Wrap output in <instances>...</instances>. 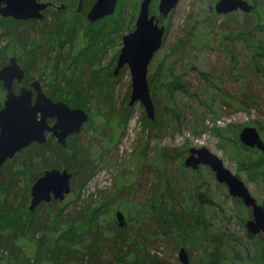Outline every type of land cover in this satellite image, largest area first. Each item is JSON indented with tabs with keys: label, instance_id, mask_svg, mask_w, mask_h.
Segmentation results:
<instances>
[{
	"label": "rangeland",
	"instance_id": "rangeland-1",
	"mask_svg": "<svg viewBox=\"0 0 264 264\" xmlns=\"http://www.w3.org/2000/svg\"><path fill=\"white\" fill-rule=\"evenodd\" d=\"M38 1L52 2L55 8H51L43 21H37L33 25L21 26L14 24L17 23L14 21L10 24L3 23L10 29V35H5L9 32L0 28V63H8L14 56L26 70L28 80L43 82L45 89L61 102L76 101L78 104L73 106L88 102L85 108L70 106L82 108L90 116L88 127L71 144L86 153L85 159L95 165V173L90 181L84 182L80 172L74 173L67 169L72 173V192L63 202L56 201L57 205L49 209L50 213L53 208L63 211L61 222L59 219L56 221L58 211L47 219L45 213L48 209L44 211L43 207L28 214L29 200L25 211L12 215L19 231L20 225L26 222L30 224L29 232L36 233V241L42 240L38 246L42 248L47 240L57 246L55 242L63 239V234L69 230L64 224L70 226L73 220L81 219L79 214L88 208L104 209L105 212L96 216V224L110 223L118 210L128 220L131 214L123 211L125 204L144 203L150 189L155 185L156 172L161 174L167 171L182 175L179 163L181 158L185 161L191 148H206L216 154L228 170L241 178L257 202L264 206L263 152L256 149L257 153L250 160L261 164L252 179L244 170L238 169L234 158V138H239L243 128H256L264 141V76L256 71L254 51L251 52L239 42H223L221 45L219 31L221 26L222 30L242 29V14H250L252 11H236L228 15H217L215 12L213 17L210 12L215 11L220 0H180L162 22L166 28L163 45L149 65L148 76L159 66L160 61L167 67L177 58L175 72L184 75L189 89L186 97L178 95L177 100L180 107L189 109V123L179 130L168 128L158 132L157 125L148 122L140 103L127 110L131 93L129 69L126 67L116 77L113 76L122 48V38L135 27L142 0H122L112 16L95 24H90L83 14L82 16L77 13L79 0ZM245 1L253 7L255 2L259 5L260 26L264 29V0ZM159 2L160 0H153L150 6L151 13L157 17ZM92 4L91 0H85L83 7L86 13ZM63 6L66 9L59 10L58 15H55L57 9ZM58 16L63 21L59 28L54 22ZM207 18H211L210 21L204 22ZM196 23L199 24L198 28L191 30ZM43 24L49 30L48 40H43L42 34H38L43 31L40 27ZM253 25L254 19L252 27ZM189 30L190 35L203 34V45L192 49L187 47V50H178L173 54L171 49ZM254 37L255 46H264V32H255ZM192 38L194 37L189 40L193 44ZM227 48L233 51L234 60L227 53ZM35 55L39 56L36 58ZM257 64L264 73V59ZM196 71L210 75L211 82L215 84L208 86L206 80L201 79ZM94 79L109 88L108 100H105L104 92H98L94 99L92 94L90 97L87 95ZM200 101L208 107L202 106ZM214 130L219 131L223 139L217 137ZM220 145H224L225 150ZM54 159L57 160L55 155L48 156L46 162L52 164ZM35 168L42 170L40 165ZM186 175L204 181L210 188L215 209H211L209 215H212L215 228L226 227L243 237L244 231L239 219L247 218L251 210L242 207L229 196L227 188L216 181L209 167L202 166L195 173L186 169ZM6 177L8 179V174ZM28 192L30 195V188ZM108 198L112 199L111 204L105 208ZM121 202L124 203L122 208ZM36 224L37 228H33ZM256 238L264 240V235L259 234ZM35 247L32 246V249ZM156 255L167 264H180L178 251L174 253L166 246H156ZM194 256L190 259L191 264L197 262V256ZM76 258L79 260L75 252L69 250L65 258H61L60 264H65V261L78 264L75 262ZM10 264L22 263L11 260ZM29 264L39 263L32 261ZM43 264L49 263L44 261Z\"/></svg>",
	"mask_w": 264,
	"mask_h": 264
},
{
	"label": "trees",
	"instance_id": "trees-1",
	"mask_svg": "<svg viewBox=\"0 0 264 264\" xmlns=\"http://www.w3.org/2000/svg\"><path fill=\"white\" fill-rule=\"evenodd\" d=\"M92 2L94 0H91ZM121 2L122 0H119L118 5ZM210 13L213 17L215 16L214 10H211ZM260 14L259 5L255 2L250 14H242V29L229 31L222 30L221 26L219 31H221V45L223 42L230 44L239 42L251 52L254 51L256 71L264 76L262 69L256 66L259 61H263L264 46L262 44L255 46L254 37L255 32H264L260 26ZM262 16L264 17L263 14ZM210 19L207 18L204 22H208ZM253 19L255 25L252 27ZM54 22L58 28L63 23L60 16L54 19ZM3 23L10 24L13 21L0 19V28L9 32V34L4 32L5 35H10V29ZM29 24L35 23L29 22ZM19 25L25 26L26 24ZM198 26L199 24L196 23L191 30H196ZM40 27L43 31L38 33V30H35L36 33H41V38L48 40V27H44V24ZM191 30L177 41L171 49L173 54L178 50H187V47L192 49V47L199 48L203 45V34L190 35ZM191 37H194L192 38L193 44L189 40ZM50 44H52L51 40ZM226 50L234 60L233 51L229 48ZM38 56L35 55L36 58ZM176 62L177 58H174L172 64L165 67V64L160 61L159 66L148 76L156 117L153 121L147 120L157 125L158 132L168 128L179 130L189 123L187 119L189 109L185 106L180 107L177 100L178 95L187 96L188 82L185 81L183 74L175 72ZM196 73L201 79L206 80L208 86L215 84L211 82V76L207 73L202 71H196ZM93 81L94 83L90 86L91 91L87 95L90 97L92 94L94 99L97 98L98 92H104L105 100H108L110 93L107 89L109 88H105L102 83L98 82V79ZM52 97L54 96L52 95ZM4 99L5 90L0 86V109ZM88 100L90 99L88 98ZM63 102L71 107L83 108L88 104V102H80L79 105L73 106L78 103L71 100ZM200 104L208 107L203 101H200ZM127 110H129V106ZM213 132L217 137L223 139L219 135V131L214 130ZM78 136L71 137L65 147L52 138H48L44 145L32 144L3 165L0 177V264H10L11 260L22 264H29L32 261L39 264H43L44 261L49 264H60L61 258H65L66 252L69 250H73L79 258V260L75 259L78 264H167L156 255V246H166L171 248L174 253L179 248L185 247L189 259L194 255L197 256V262L193 264H264V240H258L257 236L244 230L245 221L251 218V214L245 219H239V224L244 231L243 237H239L235 231H229L230 229L226 227L215 228L212 215H209V211L215 209L211 190L204 181L187 177V168H185L182 158L179 163L182 175L172 172L170 174L167 171L161 172V174L156 172L155 185L150 189L144 203L125 204L123 211L131 214L130 217L128 216L125 228L118 227L115 213L110 223L105 225L94 223L96 216L105 211L98 207L96 209L88 208L79 214L81 219L74 218L75 220L70 222V226L64 224L69 230L65 231L63 239L55 242L57 246L52 245L51 240H47L44 242L46 243L45 247L39 248L42 240L36 241L34 238L36 233L29 232L31 225L27 222L20 225L21 231H19L12 215L25 211L30 200L29 188L47 169L66 168L74 173L80 172L84 182L93 178L95 165L85 159L84 151L71 144L77 140ZM234 140V158L238 169L244 170L252 179L261 165L258 162L250 161L253 160V154L257 153V150L243 145L237 136ZM220 147L225 150L224 145H220ZM51 155H55L57 160L54 159L52 164H48L46 159ZM163 164L165 166V163ZM37 165H40L42 170L37 169L38 167L35 168ZM262 166L264 167V164ZM6 174H8V179ZM21 182L22 187L20 188ZM111 200V198L107 199L108 203L105 208L111 204ZM234 200L245 207L241 200ZM55 205L57 202L52 201L48 204H41L39 207H43L44 211L48 209L45 213L47 219L48 216H54L58 211L56 221L59 219L61 222L62 210L53 208L50 210L51 213L49 212V209ZM123 205L124 203L121 202V208ZM31 213L28 212V214ZM36 226L37 224L33 228H37ZM32 246H36L35 249H32ZM65 264L69 263L65 261Z\"/></svg>",
	"mask_w": 264,
	"mask_h": 264
},
{
	"label": "water",
	"instance_id": "water-1",
	"mask_svg": "<svg viewBox=\"0 0 264 264\" xmlns=\"http://www.w3.org/2000/svg\"><path fill=\"white\" fill-rule=\"evenodd\" d=\"M153 0H142L133 32L124 35L122 48L117 58L113 76L127 67L131 76L129 107L140 103L148 120L155 118V107L148 84V68L155 54L162 48L165 26H160L154 15H150ZM180 0H160L158 12L167 18ZM83 0H79L81 6ZM119 0H95L86 19L94 24L112 16ZM52 2L38 0H0V17L15 21L44 20V11L52 7ZM64 7V6H63ZM253 6L245 0H220L215 6L219 15H228L236 11L250 13ZM24 69L16 57H11L0 68V83L6 91V99L0 110V177L3 165L32 144L44 145L47 134L62 147L67 139L79 134L82 126L89 121V114L82 108H71L66 103L54 102L44 93L39 81L31 84V89L22 87L19 93L14 90V81L22 82ZM35 93V99L33 97ZM55 120L53 125L48 120ZM239 141L248 148L264 152V141L254 127H245L239 134ZM184 166L192 171L205 166L214 173L218 183L227 188L228 194L242 201L251 210L252 217L245 222L246 230L253 236L264 235V206L251 195L246 184L237 175L228 170L224 162L206 148H191ZM72 173L67 169H47L30 187L28 211L34 212L41 204L52 201L63 202L72 192ZM119 228H125L127 220L121 211L115 212ZM180 264H190L185 247L178 250Z\"/></svg>",
	"mask_w": 264,
	"mask_h": 264
},
{
	"label": "flooded vegetation",
	"instance_id": "flooded-vegetation-1",
	"mask_svg": "<svg viewBox=\"0 0 264 264\" xmlns=\"http://www.w3.org/2000/svg\"><path fill=\"white\" fill-rule=\"evenodd\" d=\"M85 2V0H83V2H82V4H81V6H79V3H78V10H77V13H80L81 15L83 14L85 17H86V12L84 11V7H83V3ZM95 2V1H94ZM93 2V3H94ZM53 4V3H52ZM93 5V4H92ZM51 8H55V5L53 4V6L52 7H50L49 9H47V10H45L44 11V19H45V17L47 16V14H48V12H50V10H51ZM61 9H57V11H56V13H55V15H58V11L59 10H61V11H64L65 9H66V7L64 6V7H60ZM89 11V10H88ZM216 12V11H215ZM217 14V13H216ZM81 15H79V16H81ZM82 15V16H83ZM150 15H154V14H152L151 13V11H150ZM155 17H156V19L159 21V25L160 26H162L163 24H162V22L163 21H165L167 18H163V17H161L160 16V14H159V12H158V17L156 16V15H154ZM2 18V17H1ZM106 18H108V17H106ZM106 18H104V19H102L101 21H103V20H105ZM4 19H6V18H4ZM137 19V18H136ZM7 20H12V21H14V22H17V23H14V24H21V23H23V24H29V22H34V23H36L37 21L36 20H27V21H15V20H13V19H11V18H7ZM101 21H98V22H101ZM136 22V21H135ZM97 23V22H96ZM95 24V23H94ZM134 29H135V27L132 29V31L131 32H133L134 31ZM131 32H129V33H131ZM128 33V34H129ZM263 59H264V54H263ZM117 62V61H116ZM5 64H7L6 62L5 63H3L1 66H0V68L2 67V66H4ZM21 66V65H20ZM22 67V66H21ZM23 68V67H22ZM115 68V67H114ZM124 68H126V67H124ZM124 68H122V69H124ZM24 69V68H23ZM121 69V70H122ZM120 70V71H121ZM114 72V71H113ZM119 74V73H118ZM34 81H39V80H36V79H34V80H28V77H27V72H26V70L24 69V79L22 80V82L21 83H19L18 81H14V84H13V86H14V90H15V92L16 93H19V91H20V89L22 88V87H25V88H27V89H31V84H32V82H34ZM40 82V84H41V87H42V89H43V91H44V93L46 94V96L47 97H49L52 101H54V102H61L60 100H58V99H56V96L54 95V94H52L50 91H47L45 88V85H44V83L43 82H41V81H39ZM0 86L2 87V84L0 83ZM2 89H3V87H2ZM52 95L54 96V97H52ZM33 97H34V99H35V93H33ZM5 99H6V91H5ZM5 99H4V101H5ZM3 104H4V102H3ZM3 107V106H2ZM2 109V108H1ZM0 109V110H1ZM48 123L50 124V125H53L54 123H55V120H48ZM90 123V116H89V121L86 123V124H84L83 126H82V129H81V131H80V133L79 134H74V135H72V136H70L68 139H67V142H68V140L71 138V137H76L77 135H81L82 134V132L84 131V129L86 128V127H88V124ZM47 135H49L48 136V138H52L51 137V134H47ZM53 139V138H52ZM55 140V139H54ZM56 141V140H55ZM57 142V141H56ZM44 172V171H43ZM43 174V173H42ZM251 217H252V213H251Z\"/></svg>",
	"mask_w": 264,
	"mask_h": 264
},
{
	"label": "bare ground",
	"instance_id": "bare-ground-1",
	"mask_svg": "<svg viewBox=\"0 0 264 264\" xmlns=\"http://www.w3.org/2000/svg\"><path fill=\"white\" fill-rule=\"evenodd\" d=\"M16 214V213H15Z\"/></svg>",
	"mask_w": 264,
	"mask_h": 264
}]
</instances>
